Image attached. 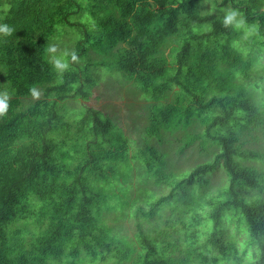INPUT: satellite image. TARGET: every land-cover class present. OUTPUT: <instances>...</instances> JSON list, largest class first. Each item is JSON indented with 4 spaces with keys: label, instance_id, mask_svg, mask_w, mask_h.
Wrapping results in <instances>:
<instances>
[{
    "label": "trees",
    "instance_id": "trees-1",
    "mask_svg": "<svg viewBox=\"0 0 264 264\" xmlns=\"http://www.w3.org/2000/svg\"><path fill=\"white\" fill-rule=\"evenodd\" d=\"M209 1L217 10L211 16L201 15L210 9L205 0H0V23L15 29L0 36V72L12 96L0 118V264H127L130 251L116 248L91 216L100 192L87 183L88 174L109 179L105 167L127 159V142L93 109L87 112L90 141L77 166L59 165L49 140L62 125L57 102L71 93L87 99L97 66L121 74L155 103L146 137L162 143L181 130V153L197 143L211 155L176 174L165 171L163 154L146 150V172L169 192L136 212L144 221L169 214L157 230L138 226V264H241L247 248L253 264H264V169L254 164L264 165V152L245 147L259 138L264 147V63L256 55H264V0ZM225 6L239 11L242 28H223L217 17ZM84 12L92 22H71ZM58 25L79 30L73 50L79 58L88 50L105 58L81 65L69 58L70 67H80L57 79L45 49ZM74 79L79 84L72 92ZM31 86L44 98L15 110ZM191 127L200 131L188 133ZM218 169L225 184L209 195ZM14 222L24 228L9 230ZM225 223L245 234L242 250Z\"/></svg>",
    "mask_w": 264,
    "mask_h": 264
},
{
    "label": "rangeland",
    "instance_id": "rangeland-1",
    "mask_svg": "<svg viewBox=\"0 0 264 264\" xmlns=\"http://www.w3.org/2000/svg\"><path fill=\"white\" fill-rule=\"evenodd\" d=\"M204 6L209 8L210 1L205 0ZM71 22L88 24L92 22V19L84 12L73 16ZM87 28L91 29V26H87ZM80 37L81 34L76 27L58 25L47 45L57 44L60 49L57 55H60L64 51H73ZM256 55L264 63L263 52L256 51ZM45 58L49 62L50 57L46 52ZM101 58H105V55L88 50L87 54L79 58V61L86 64L88 60L93 61ZM81 62H79V65H81ZM79 67L77 64L69 67V74L76 72V68ZM53 72L57 79L62 75L54 70ZM90 73H92V78L96 83L90 90L91 93L87 99L71 93L68 98L57 102L56 111L62 125L49 134V140L55 146L54 156L56 162L71 169L82 161L85 153V143L90 141L88 109L99 111L103 119L112 122L113 133L116 131L121 133L128 144L127 159L105 167L110 172L107 181L88 174L87 183L90 187L94 186L99 189L100 192L99 202L93 207L91 216L99 222L105 230L106 236L115 241L116 248H126L130 251L127 264H138L143 254L138 242V226L144 231L157 230L162 228L161 222L169 214L168 211H160L154 219L144 221L136 212V206L145 207L150 199L166 195L169 192L167 186L156 185L153 178L146 172V166L151 164L146 150L152 148L163 154L167 164L165 171L176 174L189 171L199 163L210 161L211 155H208L205 151L201 152L197 143L181 153L180 147L183 144L182 140H184V132L181 130H177L173 134H166L162 143H158L154 138L146 137L145 128L148 125L150 108L155 103L145 100L137 85L123 78L117 72L97 66L91 68ZM56 83L59 84L60 82L56 81ZM78 84V80L74 79L68 83V87H71L73 92ZM38 89L42 92L40 88ZM3 91H7V84L0 72V92ZM53 97L51 95L48 101H52ZM43 98V93L39 100H33L31 95L20 98L19 105L15 110H26ZM165 101L170 103L172 95H169ZM63 125L65 126L62 127ZM198 131H200L199 127H191L187 132ZM258 136L261 137L259 134ZM262 140V138H259L257 144L252 142L245 145V147L264 152ZM254 164L264 169V165ZM224 184L225 175L222 169H218L209 178V187L206 193L209 195L214 194ZM28 223L27 230H32V223ZM225 226L228 238L234 240L239 250H242V244L246 239L245 234L242 231H237L233 224L225 223ZM8 228L9 230L23 229L24 226L21 222H14ZM200 241H203V238ZM249 252V248L245 249L241 264H253ZM107 260L106 264L113 263V260Z\"/></svg>",
    "mask_w": 264,
    "mask_h": 264
},
{
    "label": "clouds",
    "instance_id": "clouds-1",
    "mask_svg": "<svg viewBox=\"0 0 264 264\" xmlns=\"http://www.w3.org/2000/svg\"><path fill=\"white\" fill-rule=\"evenodd\" d=\"M217 10L210 7L207 11H202L201 15L211 16ZM222 14L217 17V19L222 24L223 28L234 27L236 29L242 28L245 24V21L240 17V13L237 9L232 8L231 6H225L218 9ZM15 29L9 26L6 23H0V36H11ZM46 53L49 54V63L51 64L53 70L56 73L63 74L69 70L70 63L69 58L72 63H78L79 57L75 51H64L57 55L60 52L59 46L57 44H48ZM29 93L33 100H39L42 96V92L35 86L29 88ZM11 96L7 91L0 92V118H3L7 115Z\"/></svg>",
    "mask_w": 264,
    "mask_h": 264
}]
</instances>
